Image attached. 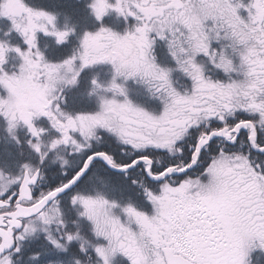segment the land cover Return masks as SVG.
<instances>
[{
    "label": "snow or ice",
    "instance_id": "snow-or-ice-1",
    "mask_svg": "<svg viewBox=\"0 0 264 264\" xmlns=\"http://www.w3.org/2000/svg\"><path fill=\"white\" fill-rule=\"evenodd\" d=\"M86 7L98 26L53 60L38 33L59 46L76 23L27 0H0L10 21L0 37V119L19 156L29 151L0 164V264H18L41 233L58 254L46 264H114L118 255L129 264H261L264 0ZM110 11L124 19L122 31L103 22ZM12 52L20 63L9 72ZM105 64L109 78L93 72L80 90L82 73ZM177 71L190 87L176 86ZM129 81L161 102L159 113L130 97ZM78 98L94 99L95 109L72 107ZM56 163L59 178L46 174ZM101 170L130 178L151 210L117 195Z\"/></svg>",
    "mask_w": 264,
    "mask_h": 264
},
{
    "label": "flooded vegetation",
    "instance_id": "flooded-vegetation-1",
    "mask_svg": "<svg viewBox=\"0 0 264 264\" xmlns=\"http://www.w3.org/2000/svg\"><path fill=\"white\" fill-rule=\"evenodd\" d=\"M54 1L56 2V4L54 3ZM27 2L30 4L42 3V4L49 6V7H57L58 8L59 7L58 3H60V0H47L45 2H42L41 0H27ZM74 2H76V3H74ZM80 2L83 3V5L85 7L84 10H85L86 16H83V18L81 20H79L76 17H69L71 22L76 23L77 29H76L75 35L71 36L67 43L58 46L55 44L53 37L44 36L42 33H38L40 46H41L42 50L48 51L46 56L49 59L55 60L54 58L59 59V58H62L64 55L69 54L71 52L72 48L78 43V37L83 33V31L85 29L94 30L98 26L97 21L90 14L89 9L86 7L88 0H68L67 3L70 6H72V5L74 6ZM242 14H246V13H243V10H242ZM64 20L65 19H60V22L63 23ZM103 22L106 25H110V26H112L118 30H121V31L125 27L124 19L122 17H118L114 11H110L109 14L103 18ZM134 22L135 21L132 18H129V20H128L129 24L134 23ZM14 34H15V32H12L11 36H14ZM19 39H20L21 46L24 47L22 39L21 38H19ZM19 39H16V40H19ZM16 40L12 39L11 42L13 44H16ZM45 45H47L48 47L45 48ZM157 51L159 53H161V59L162 60H165V62L169 63V64L172 63V61L170 59H165V57L163 56L164 49H163L162 42H158ZM19 63H20V60L16 56V54L14 52L9 53L8 61H7V64L9 65L8 71L11 72V71L15 70L16 66ZM110 70H111V66L107 65V64L97 66L96 68H92V69H86L84 71V73H82L80 90L83 89V86H85V87L87 86V80L93 72L99 71L101 73V79L107 80L110 76ZM173 76L177 82L176 86L179 89L183 88L184 86H187V84L190 83V81L185 76H183L179 71L175 72L173 74ZM128 87L130 89V97L134 101L141 103L142 105L145 106L144 101L142 99L144 97H147V98L150 97V95L147 92V90L145 89V87L141 84L133 83L132 81L128 82ZM77 91H79V90H77ZM0 94H4L2 89H0ZM150 98H153V97H150ZM157 101H158V99H157ZM91 103H92V100H89L88 104L85 106L83 104H78V102L72 104L71 106L76 107V108L95 109L96 103H93L92 105H91ZM149 104H150V107H149L150 110H153L156 113L159 112L156 109V108H158V103L156 102V100L151 101ZM160 104H161V102H160ZM44 123L46 126V121H44ZM19 135L21 136L22 139H26L23 131L19 132ZM24 151H25L24 157H21L18 155L19 149L14 144V142H12L9 139L8 134L4 130V121L2 119H0V164H2L5 161H7L9 163H13L15 161V159L20 160V159L27 158L29 151H28L26 146L24 147ZM11 160H13V161H11ZM59 171H60L59 163H56L54 165H49L46 168V174L50 175V174L54 173L56 175V178H59ZM101 174L105 175V176H110L112 178V180L116 184L119 185V187L122 189V192H117V195H122L124 199H127L130 196L132 198V200L137 204L138 207H141V208H143L145 210H149V211L151 210V205L144 200L142 195H138L139 190L135 186L130 184V178L125 179L123 177V174L116 173V172H113L111 170H106V171L101 170ZM132 175L136 176L137 178L139 177V173H136L135 171H133ZM149 183H151V182H149ZM64 203H65V205H67V203H68L66 198H65ZM71 215L74 217L75 213H72ZM69 227H71V225H69ZM85 232L87 233V227H85ZM89 238H91V237H89ZM72 247L75 248L76 245L73 244ZM33 252H40L41 253L40 257L36 260L27 259L29 254L33 253ZM23 255H24V258H22L18 262V264H46L47 260L55 259L58 256V254L52 248V246L44 239V235L42 233L40 234L38 239H32V240H29L25 243ZM61 258L67 259V257H63V256ZM93 260H95V257H93ZM114 264H129V261L127 260V258H125L121 255H118L114 261ZM261 264H264V261H262Z\"/></svg>",
    "mask_w": 264,
    "mask_h": 264
},
{
    "label": "rangeland",
    "instance_id": "rangeland-1",
    "mask_svg": "<svg viewBox=\"0 0 264 264\" xmlns=\"http://www.w3.org/2000/svg\"><path fill=\"white\" fill-rule=\"evenodd\" d=\"M42 2H45V1H47V0H41ZM68 0H60V3H58L59 4V7L56 9V8H53V7H48V6H46V5H44V4H42V3H37V5H39V6H41V7H44V8H47V9H51V10H54V11H57V12H59L61 15H60V19H65V17L67 16L68 18L69 17H76V18H78L79 20H81L82 18H83V16H86V14H85V7H84V5H83V3H77L76 5H72V6H70L68 3ZM54 3L56 4V2L54 1ZM74 3H76V2H74ZM5 20H6V18H0V23H3V22H5ZM4 29H8L7 27H5ZM2 34H3V32H2ZM0 37H2L1 36V30H0ZM17 37H19L20 38V36L17 34ZM10 39V38H9ZM217 74V73H216ZM84 88H86L85 86H83V89ZM82 90V89H81ZM80 91V90H79ZM141 99V98H140ZM144 102H151V101H153V100H156V102L158 103V108H156L157 109V111H160L161 110V108H162V104H160V102H159V100L157 101V99L156 98H150V97H144L143 99H142ZM88 99L87 98H83V99H79L78 98V104H83L84 106L85 105H87L88 104ZM93 103H95V100L93 99L92 100V103H91V105L93 104ZM153 108V107H152ZM154 109V108H153ZM159 113V112H158ZM19 155V154H18ZM17 155V156H18ZM11 161H13V160H11ZM15 161H16V159H15ZM41 263V262H40Z\"/></svg>",
    "mask_w": 264,
    "mask_h": 264
}]
</instances>
